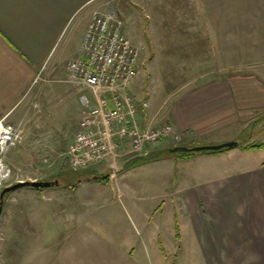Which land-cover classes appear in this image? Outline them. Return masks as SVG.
Wrapping results in <instances>:
<instances>
[{"label":"crops","instance_id":"0c3cea01","mask_svg":"<svg viewBox=\"0 0 264 264\" xmlns=\"http://www.w3.org/2000/svg\"><path fill=\"white\" fill-rule=\"evenodd\" d=\"M97 1L0 0V103L4 105L0 119L13 113L20 99L31 92L37 77L44 75L54 78L51 88L42 86L47 98L59 97L62 92L72 99L73 112L70 106H59L58 118L66 125V132L77 131L79 97L84 90L67 83V63L79 56ZM196 1L151 0L148 8L154 24H175L178 30L142 34L136 44L131 40L140 49L139 62L142 56H175L173 70L201 72L186 82L176 79L179 88L170 98H157L148 89L144 93L139 85L138 120L144 128L172 124L184 136V146L237 142L253 125L254 118L264 113V64H243L240 57L236 58L242 54L239 40L256 38L236 30V20L200 16L199 4L207 7L208 0ZM192 22H196V30L191 32ZM123 31L127 36L125 26ZM150 59L149 70L153 63L162 66L165 62ZM135 81L129 87L131 94H135ZM170 147L161 143L153 151ZM163 159L173 160L178 166L193 161L212 167L185 175L181 179L184 185L173 193L177 206H183L182 219L190 228L201 263L264 264V150L233 149L186 161ZM232 164L237 167L231 169ZM118 247L110 239L94 240L82 226H76L62 242L53 263L161 264L160 254L151 256L139 251L136 255ZM51 261L42 257L35 263Z\"/></svg>","mask_w":264,"mask_h":264},{"label":"rangeland","instance_id":"374dc122","mask_svg":"<svg viewBox=\"0 0 264 264\" xmlns=\"http://www.w3.org/2000/svg\"><path fill=\"white\" fill-rule=\"evenodd\" d=\"M150 4L151 0H99L93 9L97 14H115L123 28L126 27L128 39L136 44L139 35L153 36L155 30V33L164 31V34L169 28L178 30L175 24H154L150 18ZM206 5L199 4L200 16L220 15L227 20H236L239 22L236 30L256 38H241L242 54L236 58L240 57L243 64H256L257 61L264 64V0H208ZM195 25L196 22H192L189 31H194ZM257 29L259 33L255 32ZM174 57L148 55L145 59L142 56L134 85L135 94H132L139 105V85L144 93L148 89V92L153 90L157 98H170L179 88L175 86L176 79L186 82L189 77L201 73L173 70L171 62ZM154 58L165 62L162 66L153 63L149 70L148 61ZM53 79L39 75L31 92L20 99L13 113L0 119L21 131L19 144L0 162L3 171L7 172V177L0 180V194L18 182L58 180L60 183L57 187L40 190L22 188L4 197L0 215V264H36L42 257L54 264L62 242L76 226H82L94 240L110 239L121 250H132L136 255L139 251L151 256L160 254L161 264H202L190 228L182 219L183 206H177L173 193L184 185L181 179L185 175L203 173L204 169L212 167L193 161L178 166L173 160L163 159L137 163L122 172L130 160L127 159L121 162L119 172L110 183L107 180L88 181L69 188L80 178L96 174L95 178L100 179L110 171L102 165L73 172L61 157L75 130L66 132V125L58 118V107L72 105V99L62 92L59 97L47 98L42 86L51 88ZM3 106L1 102L0 108ZM252 124L236 143L264 145V113L255 117ZM164 143L173 147L184 146V141L177 144L168 140ZM163 151L152 149L150 153ZM202 154H208V151L176 153L168 158L188 156L191 159ZM236 167V164L230 165L231 169Z\"/></svg>","mask_w":264,"mask_h":264},{"label":"built area","instance_id":"2783aa9c","mask_svg":"<svg viewBox=\"0 0 264 264\" xmlns=\"http://www.w3.org/2000/svg\"><path fill=\"white\" fill-rule=\"evenodd\" d=\"M112 12L94 13L79 56L67 63V83L84 90L78 129L62 153L73 172L104 165L114 177L123 160L145 158L153 147L184 136L172 124L144 128L129 87L138 77L140 49ZM0 121V162L19 144L20 129ZM4 169V167L2 166Z\"/></svg>","mask_w":264,"mask_h":264},{"label":"water","instance_id":"95a60500","mask_svg":"<svg viewBox=\"0 0 264 264\" xmlns=\"http://www.w3.org/2000/svg\"><path fill=\"white\" fill-rule=\"evenodd\" d=\"M237 146L236 142H228V143H224L222 145H218V146H198V147H194L192 149H187V148H176L173 151L174 152H188V151H192V152H202V151H218L221 149H232L234 147ZM137 158H134L133 160H135ZM119 172V170L115 173L117 174ZM109 176H111V172H109L108 175L101 177V180H105L106 178H109ZM96 179V178H94ZM59 186V181L58 180H54L53 182L51 181H25V182H18L15 185H12L10 187H6L5 189L2 190L1 194H0V215L2 212V207L4 204V196L12 193L14 191L20 190L22 188H30V189H34V190H40V189H47V188H51V187H57Z\"/></svg>","mask_w":264,"mask_h":264},{"label":"trees","instance_id":"16d2710c","mask_svg":"<svg viewBox=\"0 0 264 264\" xmlns=\"http://www.w3.org/2000/svg\"><path fill=\"white\" fill-rule=\"evenodd\" d=\"M194 147H198V146H176V147H173V148H168L166 151H163V152L153 153V154L151 153L149 156H147L145 158H137L135 160L131 159L125 164L124 170H126L129 167H132V165L134 166L137 163L138 164L148 163V162L158 161V160H160L162 158L169 157V156L174 155L176 153L184 154V153L192 152V151H188V152H174L173 150L176 149V148H187V149L190 150V149H192ZM233 149H240L242 151L264 150V145L263 144H241V143H237V146L232 148V149H221V150H218V151H210V152L208 151V154H220V153H224V152H227V151L233 150ZM202 152H206V151H202ZM178 158L179 159H183V160H187L188 156L176 157L175 159H178ZM95 175L96 174H94L90 178L89 177L80 178V180L76 184L70 185L69 188H74L80 182H83V181H99V180H101L99 178L98 179H94ZM105 180H108V178H106ZM59 185H60V183H59Z\"/></svg>","mask_w":264,"mask_h":264},{"label":"bare ground","instance_id":"6f19581e","mask_svg":"<svg viewBox=\"0 0 264 264\" xmlns=\"http://www.w3.org/2000/svg\"><path fill=\"white\" fill-rule=\"evenodd\" d=\"M7 177V172H4L2 169V165L0 163V180L5 179Z\"/></svg>","mask_w":264,"mask_h":264}]
</instances>
